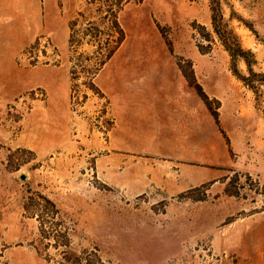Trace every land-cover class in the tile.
I'll use <instances>...</instances> for the list:
<instances>
[{"label": "rangeland", "instance_id": "rangeland-1", "mask_svg": "<svg viewBox=\"0 0 264 264\" xmlns=\"http://www.w3.org/2000/svg\"><path fill=\"white\" fill-rule=\"evenodd\" d=\"M116 1L0 0V264H264V0L222 1L253 72L211 0H121L90 80Z\"/></svg>", "mask_w": 264, "mask_h": 264}, {"label": "trees", "instance_id": "trees-1", "mask_svg": "<svg viewBox=\"0 0 264 264\" xmlns=\"http://www.w3.org/2000/svg\"><path fill=\"white\" fill-rule=\"evenodd\" d=\"M95 0H92V2ZM223 0H211L212 7V24L214 31L218 35L224 47L230 52L233 58L243 57L246 59L249 69L253 72L252 62L246 57L248 51H246L238 37L234 34L232 29L228 28V25L224 23L223 15ZM121 0H117L115 3L108 4V9L105 10V15L100 17L97 21H89L88 26L84 28H77L82 20H88L85 16V12L80 13L82 20L76 18L70 23V45L82 44L83 41H87L89 44L96 45V52L99 54L95 63L90 67V80L96 75V73L103 67V65L114 55L117 49L122 44L125 33L118 21V12L122 8L120 5ZM99 5L97 11L103 10L104 5ZM92 6H89L90 11L95 10ZM107 5V4H106ZM90 18V17H89ZM108 23V25H106ZM77 28V29H76ZM108 29L107 31L105 29ZM83 32V33H82ZM82 33V34H81Z\"/></svg>", "mask_w": 264, "mask_h": 264}, {"label": "crops", "instance_id": "crops-1", "mask_svg": "<svg viewBox=\"0 0 264 264\" xmlns=\"http://www.w3.org/2000/svg\"><path fill=\"white\" fill-rule=\"evenodd\" d=\"M17 52V51H16Z\"/></svg>", "mask_w": 264, "mask_h": 264}]
</instances>
